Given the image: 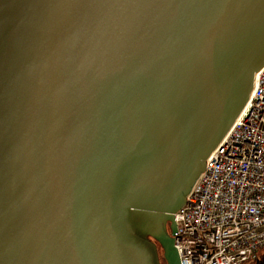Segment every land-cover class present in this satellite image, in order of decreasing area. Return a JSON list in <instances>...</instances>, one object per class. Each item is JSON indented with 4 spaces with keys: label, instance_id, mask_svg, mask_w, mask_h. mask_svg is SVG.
<instances>
[{
    "label": "water",
    "instance_id": "obj_1",
    "mask_svg": "<svg viewBox=\"0 0 264 264\" xmlns=\"http://www.w3.org/2000/svg\"><path fill=\"white\" fill-rule=\"evenodd\" d=\"M263 66L264 0H0V264H180Z\"/></svg>",
    "mask_w": 264,
    "mask_h": 264
},
{
    "label": "built area",
    "instance_id": "obj_2",
    "mask_svg": "<svg viewBox=\"0 0 264 264\" xmlns=\"http://www.w3.org/2000/svg\"><path fill=\"white\" fill-rule=\"evenodd\" d=\"M174 216L180 264H245L264 249V66Z\"/></svg>",
    "mask_w": 264,
    "mask_h": 264
},
{
    "label": "flooded vegetation",
    "instance_id": "obj_3",
    "mask_svg": "<svg viewBox=\"0 0 264 264\" xmlns=\"http://www.w3.org/2000/svg\"><path fill=\"white\" fill-rule=\"evenodd\" d=\"M169 226H168V224L166 225V228H165V231H166V233L169 235V228H168ZM155 244H156V246H157V251H158V256H159V261H160V264H166L165 263V261H164V259H163V257H162V251H161V248H160V246L154 241V240H152Z\"/></svg>",
    "mask_w": 264,
    "mask_h": 264
},
{
    "label": "rangeland",
    "instance_id": "obj_4",
    "mask_svg": "<svg viewBox=\"0 0 264 264\" xmlns=\"http://www.w3.org/2000/svg\"><path fill=\"white\" fill-rule=\"evenodd\" d=\"M170 233V231H169ZM264 255V249L259 251L258 253V258L255 261H251L245 264H263L264 263V257H262Z\"/></svg>",
    "mask_w": 264,
    "mask_h": 264
},
{
    "label": "crops",
    "instance_id": "obj_5",
    "mask_svg": "<svg viewBox=\"0 0 264 264\" xmlns=\"http://www.w3.org/2000/svg\"><path fill=\"white\" fill-rule=\"evenodd\" d=\"M262 257H264V255H263ZM263 264H264V263H263Z\"/></svg>",
    "mask_w": 264,
    "mask_h": 264
}]
</instances>
